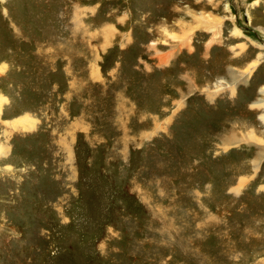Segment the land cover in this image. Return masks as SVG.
Here are the masks:
<instances>
[{"label": "rangeland", "instance_id": "obj_1", "mask_svg": "<svg viewBox=\"0 0 264 264\" xmlns=\"http://www.w3.org/2000/svg\"><path fill=\"white\" fill-rule=\"evenodd\" d=\"M263 103L264 0H0V264H264Z\"/></svg>", "mask_w": 264, "mask_h": 264}, {"label": "bare ground", "instance_id": "obj_2", "mask_svg": "<svg viewBox=\"0 0 264 264\" xmlns=\"http://www.w3.org/2000/svg\"><path fill=\"white\" fill-rule=\"evenodd\" d=\"M264 104V103H263ZM263 118H264V116H263ZM19 121V120H18ZM20 124H22V125H29V124H33V120L32 119H30V117L29 116H26V117H24L23 119H21V121L19 122Z\"/></svg>", "mask_w": 264, "mask_h": 264}]
</instances>
